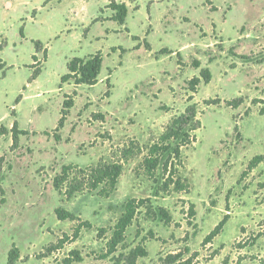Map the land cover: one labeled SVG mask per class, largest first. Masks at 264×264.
I'll return each instance as SVG.
<instances>
[{
  "label": "rangeland",
  "instance_id": "rangeland-1",
  "mask_svg": "<svg viewBox=\"0 0 264 264\" xmlns=\"http://www.w3.org/2000/svg\"><path fill=\"white\" fill-rule=\"evenodd\" d=\"M106 1L84 0L82 13L94 19L83 35L89 42L76 50L72 34L66 39V20L74 16L69 2L27 24V38L49 43L42 45L47 56L50 48L44 76L33 87L27 86L31 66L43 68L44 49L34 64L33 43L19 45L18 23L6 21L16 46L2 47L10 65L4 76L0 72V126L10 130L17 122L27 135L17 145L10 133L0 135V264H8L13 248L19 257L12 264H129L138 246L146 255L134 264H169L168 256L177 254L189 264H264V162L243 175L253 157L264 155V0H124L128 17L122 27L110 22ZM163 48L175 51L159 55ZM96 52L103 56L102 76L111 77L82 85L78 93L55 88L40 96L41 87L57 85L56 67ZM204 68L210 82L190 93L189 81ZM65 95L74 106L57 141ZM191 104L200 128L195 142L182 149L179 169L189 190L162 193L161 171L152 181L140 164L147 148ZM116 162L122 173L107 198L98 190L66 198L65 185L61 192L53 186L63 166L87 170ZM130 198L149 199L152 213L140 209L123 242L108 254ZM57 208L72 219L59 220ZM159 208L170 222L161 219ZM225 216L220 234L203 246Z\"/></svg>",
  "mask_w": 264,
  "mask_h": 264
},
{
  "label": "trees",
  "instance_id": "trees-1",
  "mask_svg": "<svg viewBox=\"0 0 264 264\" xmlns=\"http://www.w3.org/2000/svg\"><path fill=\"white\" fill-rule=\"evenodd\" d=\"M135 1V0H133ZM207 4H210V0H205ZM105 9L111 11L110 21L123 26L125 24L128 9L125 3H118L114 0H110L105 6ZM19 34L24 37L23 28L20 29ZM36 52H40L44 49L42 43L39 41L32 42ZM148 47V45H145ZM116 48H112L115 51ZM124 52V50H121ZM44 61H46V48L43 50ZM159 55H171L172 51L168 49H162L158 52ZM34 64H37V57L32 56ZM103 65V56L101 52L89 55L86 58H71L66 64V73L60 77V83L65 84L72 82L75 87L77 86H88L92 87L98 83V76L100 75ZM194 68H199L200 64L196 60L193 63ZM33 69L30 77V82L39 75L40 68L31 66ZM211 80V72L208 68L201 69L197 77H193L188 83V91L192 94L196 93V89L201 82L208 84ZM109 86V84H107ZM75 95V92H73ZM21 99L19 96L16 100L18 103ZM190 98L189 101H191ZM233 102H227L228 106H231ZM74 106V100L71 96L65 95L60 110V118L55 128V140H59L56 133L64 127L66 117L69 110ZM197 111L194 104L189 105L185 113L173 118L170 124L165 128L164 132L153 142L146 150V155L140 164V168L143 170L145 175L155 181L156 172L158 170L162 173V182L160 184V192L168 193L173 192H184L189 190V184L185 179L182 178L179 169L182 167V149L191 146L195 142L194 133L200 128V122L196 118ZM100 117V116H99ZM10 133L12 143L18 144L19 136L27 135L26 131L19 130L17 122H14L12 128L7 130L5 127L0 126V135H6ZM125 155L130 151H124ZM264 162V155H258L253 157L248 163L247 170L243 173L246 175L249 171L255 168L260 163ZM72 178L70 179V173ZM122 173V164L120 162L105 164L100 163L90 169H74L73 166H63L61 173L53 179V186L56 191L61 192L65 185L64 194L66 198H71L74 194L82 192L84 190L97 191L98 195L107 198L113 193L117 187L118 179ZM193 205H190V216H194ZM140 209H145L146 214L150 215L152 212V206L149 199H128L123 205V212L117 220L113 233L110 240L107 243V253H113L117 246L124 240V234L126 230L131 226L134 221L136 214ZM161 219L168 223L170 217L163 208L158 209ZM55 215L59 220L72 219V215L67 213L62 208L55 210ZM227 221V216L204 238L202 245L205 246L212 242V240L218 236ZM89 227V224H84ZM146 251L142 247H137L130 252L129 264H134L136 259L144 257ZM19 257L18 250L13 248L8 253L7 263L12 264ZM181 255H169L168 260H171L169 264H189L190 260H180Z\"/></svg>",
  "mask_w": 264,
  "mask_h": 264
},
{
  "label": "crops",
  "instance_id": "crops-1",
  "mask_svg": "<svg viewBox=\"0 0 264 264\" xmlns=\"http://www.w3.org/2000/svg\"><path fill=\"white\" fill-rule=\"evenodd\" d=\"M66 1L69 2L71 5V7L69 8V12L70 13L72 12L74 14V16H72L69 21L66 20V23H67L65 26L66 35H67L66 39L72 34V46H74L73 48H75V50H76V48H78L79 46L85 45L87 43V41L89 42L87 36H83V35L86 34L87 29L91 26L92 21L94 19L90 16L86 17V15L84 13H82L81 9L85 10L86 4H87V3H84V0H0V60H1L0 63L5 64L3 67L0 68V72L2 73L3 76H4V74H3L4 68H6V66L10 65V62L8 61V59L4 57V54H3L4 50L12 48V45H13V47L16 46V43H13L12 41H10L8 39V35H7L8 29H7L6 21L7 20L12 21V19L15 18L14 20L18 23V28H19L18 30L20 31V29L23 28L24 37H21L19 34V39H18V44L20 45V44H22V42H27L28 40H31V39H28L26 36L27 24L34 25L42 17V15L43 16L45 14L50 15L53 11L56 10V8L59 5H61L62 3H65ZM109 1L110 0L106 1L103 8L108 4ZM114 1H116L118 3H124V0H114ZM178 1H180V0H176V1L174 0V3L177 4ZM77 2L80 3V5H79L80 6V12L78 13V17H76L77 13L74 11V8H76V4H78ZM103 8H100V9H103ZM100 9H99V11H100ZM127 9H128V7H127ZM138 9H139L138 11L141 12V8H138ZM29 17L31 18V21L28 20ZM127 17H128V15H127ZM189 19H191V18L189 17ZM126 21H127V18H126ZM126 21H125V23H126ZM110 22H112V21H110ZM21 23H24V24L21 26ZM112 23H115V22H112ZM3 25L6 27L3 28ZM116 25H118V24H116ZM118 26L122 27L120 25H118ZM10 28H11V26H10ZM34 41L35 40H31V43ZM48 44L49 43H43L42 45H48ZM2 47L4 50L2 49ZM180 50H181V48L178 49V51H180ZM170 51H175V50H170ZM34 52H35V55H33V56L37 57L39 52H36L35 49H34ZM49 52H50V48L48 50V56H47V51H46V61H44L43 68L40 69V73L36 77V79L27 83L28 87H31V86L33 87L35 84H38L40 79L44 76V72L46 71V65L49 62ZM90 55H92V54H90ZM88 56H86V57H88ZM73 57L74 56H72V58ZM77 57L78 58H86L85 56H81V55H77ZM67 62H65L63 64L62 68L58 69L56 67V71L54 70L52 72V77H54V79L56 81H58V83H56L57 85H55L54 88L41 87L43 89V92H42V94H40V96H42L43 98H46L47 94L55 91V88H57L56 90H58V91H63V92L65 91L64 93H67V94L69 93V91H72V90L76 91L77 93L79 92V89L82 86L75 87L72 82H68L65 84L60 83V77L66 73ZM102 70H103V65H102L100 75L98 76V83H103L106 79L111 77L110 75L102 76V74H101ZM47 77H49V76H47ZM27 86L25 87L26 90L28 89ZM0 120H1V118H0Z\"/></svg>",
  "mask_w": 264,
  "mask_h": 264
}]
</instances>
